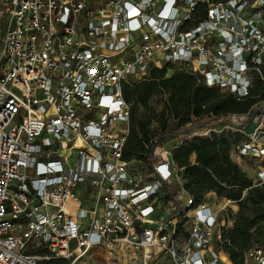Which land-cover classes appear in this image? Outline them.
<instances>
[{
    "label": "built area",
    "instance_id": "obj_1",
    "mask_svg": "<svg viewBox=\"0 0 264 264\" xmlns=\"http://www.w3.org/2000/svg\"><path fill=\"white\" fill-rule=\"evenodd\" d=\"M169 64L238 100L259 80L263 97L124 159L123 87ZM224 132L244 135L231 157L264 184V0H0V264H75L110 242L145 264H236L223 230L237 209L197 202L172 155ZM237 264H264V245Z\"/></svg>",
    "mask_w": 264,
    "mask_h": 264
},
{
    "label": "trees",
    "instance_id": "obj_2",
    "mask_svg": "<svg viewBox=\"0 0 264 264\" xmlns=\"http://www.w3.org/2000/svg\"><path fill=\"white\" fill-rule=\"evenodd\" d=\"M262 89L257 80L251 96L238 100L217 87L207 86L183 67L169 64L162 70L154 68L148 78L123 87L124 97L131 104V128L123 157L150 161L154 142L149 147L146 144L150 138H157L158 131H167L170 121L177 120L179 130L194 117L247 112L263 97ZM164 93L166 99L160 100L158 109L152 99ZM243 138L238 132L213 133L208 138L187 139L172 151L175 162L184 168L185 187L197 202L210 192L236 201V223L223 230V248L236 264L243 262L245 253L255 244L264 245V184H255L230 154L232 144ZM45 264L68 261L52 259Z\"/></svg>",
    "mask_w": 264,
    "mask_h": 264
},
{
    "label": "rangeland",
    "instance_id": "obj_3",
    "mask_svg": "<svg viewBox=\"0 0 264 264\" xmlns=\"http://www.w3.org/2000/svg\"><path fill=\"white\" fill-rule=\"evenodd\" d=\"M161 98H162V95L159 94V95H156L152 99V104L158 109H160ZM176 121L177 120L170 121L168 124V129L164 133L162 131L157 132L158 133L157 137L160 138L162 143L169 144L170 142L174 140L175 136L179 133V131L176 129L177 127ZM196 125H199V124L195 122V123L189 124L187 127L193 128ZM219 125L220 124H211V127H217ZM230 153H231V150H230ZM247 163H251V161ZM248 165H250V167L252 166V164H248ZM204 200L208 201L213 206H215L220 211V213L223 215L230 214V212L232 211L233 205L231 203H227L226 201L227 198L218 197L213 192L206 194L204 197ZM72 246L73 247L75 246L74 243L72 244ZM99 251L100 250H96L95 252L94 250H92L88 252L86 255H84L79 260H77L75 264H145L142 252H139V251L127 250L126 255L120 256L118 258H112V259L108 257L109 254L106 253V250H103L104 251L103 255H99L98 254ZM149 264H159V263L156 260L154 261L153 259ZM160 264H169V259L164 260Z\"/></svg>",
    "mask_w": 264,
    "mask_h": 264
},
{
    "label": "bare ground",
    "instance_id": "obj_4",
    "mask_svg": "<svg viewBox=\"0 0 264 264\" xmlns=\"http://www.w3.org/2000/svg\"><path fill=\"white\" fill-rule=\"evenodd\" d=\"M233 205L234 209H237V206L234 202H229ZM105 249H107V252L109 254V258H118L120 256L126 255V248L121 247L120 245L115 244L114 242H110L105 246ZM121 252V253H120Z\"/></svg>",
    "mask_w": 264,
    "mask_h": 264
},
{
    "label": "crops",
    "instance_id": "obj_5",
    "mask_svg": "<svg viewBox=\"0 0 264 264\" xmlns=\"http://www.w3.org/2000/svg\"><path fill=\"white\" fill-rule=\"evenodd\" d=\"M166 259H169V264H173L172 263V261H171V259H170V257L168 256V255H162L158 260H157V262L160 264L161 262H163L164 260H166Z\"/></svg>",
    "mask_w": 264,
    "mask_h": 264
},
{
    "label": "water",
    "instance_id": "obj_6",
    "mask_svg": "<svg viewBox=\"0 0 264 264\" xmlns=\"http://www.w3.org/2000/svg\"><path fill=\"white\" fill-rule=\"evenodd\" d=\"M258 113H260V110H255L254 111V114H258ZM185 132H188V130H185Z\"/></svg>",
    "mask_w": 264,
    "mask_h": 264
}]
</instances>
